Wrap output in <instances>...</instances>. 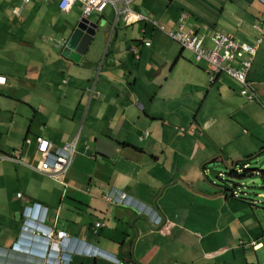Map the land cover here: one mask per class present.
<instances>
[{"label":"crops","instance_id":"obj_1","mask_svg":"<svg viewBox=\"0 0 264 264\" xmlns=\"http://www.w3.org/2000/svg\"><path fill=\"white\" fill-rule=\"evenodd\" d=\"M58 1L0 0V153L19 155L0 159V264H52L14 247L35 205L45 225L66 231L67 252L100 251L69 264H119L112 254L121 264H264V190L235 196L221 181L264 153L262 0H130V14L109 3L88 16L100 28L79 62L62 42L82 13ZM136 13L168 29L185 13L201 33L260 38L248 73L258 101L225 72L211 80L205 61ZM37 135L55 147L76 137L60 179L34 169ZM255 168L243 177L263 179ZM108 189L132 203L106 202Z\"/></svg>","mask_w":264,"mask_h":264},{"label":"built area","instance_id":"obj_2","mask_svg":"<svg viewBox=\"0 0 264 264\" xmlns=\"http://www.w3.org/2000/svg\"><path fill=\"white\" fill-rule=\"evenodd\" d=\"M29 1L30 0H22L24 3ZM119 2L123 4V9L126 11V14L132 12L128 7L130 0H59L58 7L62 11H68L75 3H80L82 6V16L88 17L93 11L103 12L109 3H113L117 8ZM186 17L187 14H180L177 18L175 28L168 29L144 14H135V20L150 21L153 26L163 31L170 38L179 42L182 47L191 50L194 53L196 62L205 61L206 70L209 73L211 80H214L217 73L225 72L240 84L239 92L241 95L245 96L249 101H258L253 82L248 79V73L251 69L261 39L258 38L254 44H249L239 42L231 34L217 29L201 33L194 28L185 27L184 22ZM62 43L65 42L63 41ZM6 83L7 77L0 74V89L2 86L6 85ZM147 135L148 132H144L140 138H144ZM29 141V138H26V142ZM35 142L36 150L40 155V161L34 166V169L46 173L56 179H60L68 170L72 157L75 154L77 142L76 137L65 142L63 146L60 147L53 146L47 138L40 135L36 136ZM0 159L19 161L18 151H13L11 154L0 153ZM243 168H247V165H243ZM232 193L235 196H239V192L235 189ZM18 196H21V193L18 194ZM101 197L110 204L130 205L132 203L131 197L126 192L116 189L106 190ZM252 200L254 202L259 201V199L256 200L254 198ZM38 207L39 206L36 205L34 209L30 206L27 211L24 210L20 235H22V233L32 236L37 234L39 239L43 240L45 244V254L41 261H48L52 264H69L72 255L75 252L80 255L97 256L99 252L97 249L85 252L81 248L79 250L71 249L67 252L65 240L68 236L66 231L56 230L49 226L44 229H39L40 227L36 225L37 221L35 224H31L33 222L30 217L31 210L34 209L35 213H38L36 210ZM156 221L158 222V220ZM156 221L154 222L156 223ZM104 225V221H96L92 229L94 232H98L99 228ZM53 251L55 252L54 255L52 254ZM116 261L119 264L122 263L120 260Z\"/></svg>","mask_w":264,"mask_h":264},{"label":"water","instance_id":"obj_3","mask_svg":"<svg viewBox=\"0 0 264 264\" xmlns=\"http://www.w3.org/2000/svg\"><path fill=\"white\" fill-rule=\"evenodd\" d=\"M100 28V24L98 22H92L88 19V17L81 16L77 21L74 29L65 40V43L62 46V54L68 56L75 62H79L82 56L86 54L88 48L91 46L96 31ZM251 157L250 159H252ZM263 165L261 167L255 168V170L264 171V161H262ZM218 171L211 170V174L213 177L215 176L214 173ZM243 173V172H242ZM229 174V173H228ZM230 175V174H229ZM233 176V175H230ZM237 178H244L243 176H233ZM222 181L230 183L228 188H234V184L229 180L225 179L224 177L221 178ZM249 183H256V184H263L264 178H257V179H250ZM227 187V185H226ZM264 188V187H263Z\"/></svg>","mask_w":264,"mask_h":264},{"label":"clouds","instance_id":"obj_4","mask_svg":"<svg viewBox=\"0 0 264 264\" xmlns=\"http://www.w3.org/2000/svg\"><path fill=\"white\" fill-rule=\"evenodd\" d=\"M262 2H263V0H262ZM35 206H31V207L35 209ZM34 209H32L31 213H30V217L33 220V222L31 224H35L37 221L36 225L40 227L39 229L47 228L48 226L44 224V217H42V216H44V214L35 213ZM14 247L18 251L22 250V252H27L29 254V256H31L32 258H34L36 260H43V258H44L45 244H44L42 239H39L37 234H34L32 236V235H27V234L22 233V235L19 236V240ZM79 249H81V248H76V249H72V250H79ZM94 249H96V248H94ZM52 254L54 255V251ZM99 254H100V251L98 252L97 256H93V257H98ZM73 255H80V254L75 252ZM52 256H51V258H52ZM111 259L117 260L116 257L114 256V254H112Z\"/></svg>","mask_w":264,"mask_h":264},{"label":"rangeland","instance_id":"obj_5","mask_svg":"<svg viewBox=\"0 0 264 264\" xmlns=\"http://www.w3.org/2000/svg\"><path fill=\"white\" fill-rule=\"evenodd\" d=\"M80 4L79 3H75V6H74V8L72 9V14H75V13H78V14H80L81 13V11H80ZM185 24V23H184ZM185 27H186V25H185ZM186 28H188V27H186ZM213 29H216V28H212V30ZM217 30H219V29H217ZM260 158H262V159H264V153H262L259 157H256V158H252V159H250V160H248V163H249V167L250 168H257V167H260V166H262V163L260 164L259 163V159ZM249 168V169H250ZM236 170V169H235ZM228 171L229 170H227L226 168H225V170H222V173L224 174V176H222V177H224L225 179H227V180H229L230 182H232L234 185H236V187H234V189L236 190V191H238V192H241V191H239L238 189H239V187L241 188V187H245V189H246V191H251V192H255V193H260V192H263V190H264V183L263 184H256V183H249L248 181L250 180V178H237V177H233V176H230L229 174H228ZM238 174H241V173H238ZM222 181V180H221ZM224 184H226L227 186L230 184V183H228V182H225V181H222ZM238 185V186H237ZM240 185V186H239ZM264 197V196H263ZM256 199V198H255ZM256 200H258V199H256ZM260 206H262L263 208H264V205H260Z\"/></svg>","mask_w":264,"mask_h":264},{"label":"trees","instance_id":"obj_6","mask_svg":"<svg viewBox=\"0 0 264 264\" xmlns=\"http://www.w3.org/2000/svg\"><path fill=\"white\" fill-rule=\"evenodd\" d=\"M231 171L229 172L230 175H233V176H238V177H241V176H246L247 175V172L249 171V169L247 170H244L243 173L241 174H238V170H233V169H230ZM248 176H251L250 174H248ZM232 189V188H231ZM119 260V259H117Z\"/></svg>","mask_w":264,"mask_h":264}]
</instances>
